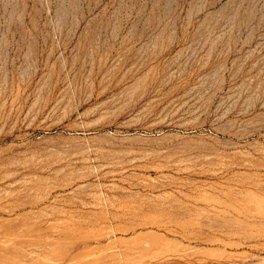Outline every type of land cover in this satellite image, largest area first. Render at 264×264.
I'll list each match as a JSON object with an SVG mask.
<instances>
[{
	"label": "rangeland",
	"instance_id": "obj_1",
	"mask_svg": "<svg viewBox=\"0 0 264 264\" xmlns=\"http://www.w3.org/2000/svg\"><path fill=\"white\" fill-rule=\"evenodd\" d=\"M0 264H264V0H0Z\"/></svg>",
	"mask_w": 264,
	"mask_h": 264
}]
</instances>
